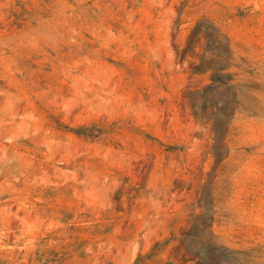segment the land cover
Instances as JSON below:
<instances>
[{"label": "rangeland", "instance_id": "rangeland-1", "mask_svg": "<svg viewBox=\"0 0 264 264\" xmlns=\"http://www.w3.org/2000/svg\"><path fill=\"white\" fill-rule=\"evenodd\" d=\"M0 264H264V0H0Z\"/></svg>", "mask_w": 264, "mask_h": 264}]
</instances>
